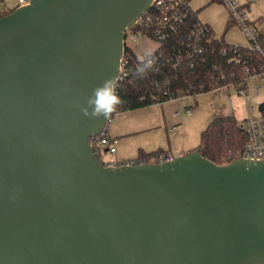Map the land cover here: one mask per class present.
Wrapping results in <instances>:
<instances>
[{
  "label": "water",
  "instance_id": "95a60500",
  "mask_svg": "<svg viewBox=\"0 0 264 264\" xmlns=\"http://www.w3.org/2000/svg\"><path fill=\"white\" fill-rule=\"evenodd\" d=\"M152 1L0 16V264H264V160L105 166L90 144L109 118L82 109Z\"/></svg>",
  "mask_w": 264,
  "mask_h": 264
},
{
  "label": "built area",
  "instance_id": "2783aa9c",
  "mask_svg": "<svg viewBox=\"0 0 264 264\" xmlns=\"http://www.w3.org/2000/svg\"><path fill=\"white\" fill-rule=\"evenodd\" d=\"M192 0H153L148 12L138 18L134 26L127 29L125 32L124 46L125 50L120 60V69L117 78V86L128 79L136 76V67L141 58L149 54L155 56L156 65L155 70L150 71L153 74L161 72L168 66L177 69L183 61L190 62V66H193V62L199 58L204 50V42L207 40L218 39L214 33L210 31V27L199 20V23L188 27L186 38L179 42V45L175 48L167 47V42L170 38L178 36L185 29V23L189 17L196 14V11L191 7ZM226 8L229 20L236 25L244 34L248 40L249 49H259L258 40L263 32L261 27L255 22L251 21L248 10L243 4L242 0H219ZM262 0H251L252 3ZM29 0H19V5H26ZM211 33V34H210ZM146 36L160 43L157 50L149 52L147 54L139 55L135 52L133 44H135L139 37ZM229 52L232 56L229 59V63H241V55L238 52V45L229 46ZM226 50H223V54ZM245 79L241 87L237 89V92L246 101L248 106V116L239 121V125L246 136L247 141L243 149V156L248 160L261 161L264 160V116L254 115L255 107L251 106L253 97L248 94L247 83L253 82V88L255 92L264 88V70L256 71L250 66H246ZM258 82L261 84L258 85ZM237 84L236 82H229L223 87H231ZM219 82H214L212 85L213 91L220 88ZM150 97L157 103L162 104L161 100L182 102L189 98H194V93L184 90H173L169 81L167 80H152L150 84ZM164 103V102H163ZM186 116H191L193 108L191 106L185 107L184 110ZM115 113H113L114 115ZM113 115L109 117L107 126L98 134L90 137V144L98 157V159L105 166H120L124 163L117 160H111L105 163L101 160L102 154H115L117 151L115 141L108 133L109 125L112 122ZM179 115V112H176ZM176 129V128H174ZM174 157L160 155L159 162L163 163L173 160ZM232 160V152H228L225 156V161L230 162Z\"/></svg>",
  "mask_w": 264,
  "mask_h": 264
},
{
  "label": "crops",
  "instance_id": "0c3cea01",
  "mask_svg": "<svg viewBox=\"0 0 264 264\" xmlns=\"http://www.w3.org/2000/svg\"><path fill=\"white\" fill-rule=\"evenodd\" d=\"M242 2L248 10L251 21L258 24L264 32V0L255 3L251 0H242ZM2 3L7 7L0 11V15L15 9L10 7L11 0H0V7ZM191 7L196 11L198 19L208 25L215 37L220 39L219 32L224 25L226 30L229 22V15L224 5L219 0H192ZM214 12H218L219 15ZM228 31L227 38L223 37L227 43L242 47L249 46L248 41L241 36L244 34L236 25L226 30ZM202 95L195 96L191 102L166 101L141 109L115 113L108 133L114 139L117 151L115 154H110V159L135 163L140 152L152 154L161 150L164 152L163 155L175 158L196 150L200 145L202 132L215 117H236L232 107L224 110L216 109L213 100L211 101L209 96ZM189 103L194 104V109L192 115L188 117L184 110ZM176 112H179L178 116ZM247 116L248 114L241 116V120Z\"/></svg>",
  "mask_w": 264,
  "mask_h": 264
},
{
  "label": "trees",
  "instance_id": "16d2710c",
  "mask_svg": "<svg viewBox=\"0 0 264 264\" xmlns=\"http://www.w3.org/2000/svg\"><path fill=\"white\" fill-rule=\"evenodd\" d=\"M14 10V9H13ZM13 10L3 13L0 16L7 15ZM199 23L197 13L189 17L185 23L186 29L167 42V47L176 48L179 42L186 38L188 27ZM234 23L229 20L226 30H229ZM213 34L212 29H210ZM210 33V34H211ZM230 44L222 37L204 42L202 55L193 62L183 61L177 69L171 66L163 69V73L149 72L144 78L134 76L117 86V93L122 98L123 104L119 106L116 112L120 113L130 110H136L157 104L150 97V84L152 80H167L173 90L190 91L195 95L213 91L214 82H219L220 87L229 82L240 83L245 79V67L250 66L256 71L264 70V32L258 40L259 49H249L238 46V52L241 55V63H229L232 54L229 52ZM223 50L226 53L223 54ZM166 100H161V103ZM264 116V112L262 113ZM113 115V114H112ZM247 141L246 136L239 125V121L234 116L215 117L208 127L201 134L199 150L201 155L208 160L224 165L225 156L232 152V160L243 156V149ZM164 152L158 150L152 154L140 152L135 164L140 163H158L159 157ZM231 160V161H232ZM230 161V162H231Z\"/></svg>",
  "mask_w": 264,
  "mask_h": 264
},
{
  "label": "rangeland",
  "instance_id": "374dc122",
  "mask_svg": "<svg viewBox=\"0 0 264 264\" xmlns=\"http://www.w3.org/2000/svg\"><path fill=\"white\" fill-rule=\"evenodd\" d=\"M18 6H20L19 0H11L10 7L17 8ZM6 7L7 6L5 5V3H2V5L0 7V11L2 9H5ZM214 14L219 15L218 12H214ZM214 14H212V15H214ZM218 35L221 36L220 38H222V37H225V39L227 38V36L229 35V31L226 32L225 25L222 28V31L219 32ZM241 36L244 39H246L244 35L241 34ZM159 46H160L159 42H157L156 40H153L151 38H148L146 36L139 37L138 41L135 44H133V48H134L135 52L139 55L147 54L149 52H153V51L157 50L159 48ZM241 84H243V82L232 85L229 88L223 87V88H220L218 90H215L218 92H209V93H205V94L203 93L202 96H209L211 101L213 100L212 103H213L214 108H216V109L220 108V109L224 110L228 107H232L234 110L233 114L240 121L241 116H246L248 114V107H247L246 101L237 92V89L239 87H241ZM260 84L261 83L258 82V85H260ZM247 86L249 88L248 94L251 97H253L252 102H251V106L256 108V110L253 112V114L256 116L260 115L261 112L259 111V106L264 103V88H261L257 92H255V90L253 88V82H248ZM188 100L191 102L194 100V98H189ZM188 100H184V101L186 102ZM190 105L194 109V104L189 103V106ZM101 160H103L105 163H107L108 161H111L110 154H107V153L102 154Z\"/></svg>",
  "mask_w": 264,
  "mask_h": 264
},
{
  "label": "clouds",
  "instance_id": "9594fccd",
  "mask_svg": "<svg viewBox=\"0 0 264 264\" xmlns=\"http://www.w3.org/2000/svg\"><path fill=\"white\" fill-rule=\"evenodd\" d=\"M156 58L149 54L141 58L136 67V76L144 78L150 71L155 70ZM123 104L117 93V84L114 79H107L102 85L93 90V95L87 101V107L82 109L85 116L92 119L109 118Z\"/></svg>",
  "mask_w": 264,
  "mask_h": 264
}]
</instances>
